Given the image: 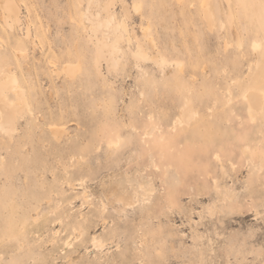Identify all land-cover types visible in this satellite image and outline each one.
Masks as SVG:
<instances>
[{
    "label": "rangeland",
    "instance_id": "374dc122",
    "mask_svg": "<svg viewBox=\"0 0 264 264\" xmlns=\"http://www.w3.org/2000/svg\"><path fill=\"white\" fill-rule=\"evenodd\" d=\"M7 1L0 264H264V0Z\"/></svg>",
    "mask_w": 264,
    "mask_h": 264
},
{
    "label": "bare ground",
    "instance_id": "6f19581e",
    "mask_svg": "<svg viewBox=\"0 0 264 264\" xmlns=\"http://www.w3.org/2000/svg\"><path fill=\"white\" fill-rule=\"evenodd\" d=\"M91 1L92 0H88V4H90L91 3ZM225 2L226 1H229V0H224ZM5 2H9V4L7 3V5H6V7H4V9H5V11L6 12H3V13H5V19H6V21H7V24L9 25V26H12V24H11V22H12V20H14V21H16V22H18L19 21V11H18V8L15 6V4L14 3H12V2H10V1H7V0H5ZM78 3H79V1H78ZM80 4V3H79ZM1 5V4H0ZM5 5V4H4ZM207 5V4H206ZM3 6V5H2ZM259 5H258V3H255V9H256V16H257V20H258V24H259V26H260V28L262 29V32L264 33V13L263 12H261L260 11V9H259V7H258ZM136 7V9H137V11H138V9L139 8H137V6H134V8ZM2 9V8H1ZM4 9H3V11H4ZM105 11L106 10H108V8L107 7H105V9H104ZM262 10V9H261ZM134 11H136V10H134ZM213 15V14H212ZM4 17V16H3ZM93 17L94 18H97L98 17V14H94L93 15ZM88 19V18H87ZM215 20V19H214ZM88 21V20H87ZM110 21H111V19L110 18H108V20H106V22H103V23H101V21H97V22H92V26H90V32H91V34H92V39H93V42H94V44H95V46H96V49H97V51H98V53H99V55L102 57L103 55H104V45L105 44H103V43H100V41H99V39L100 38H98V34H97V32L99 31V29H101L100 27L102 26V24L105 26V27H108V28H111L112 29V32H113V34H112V37H113V45H111L110 46V50H109V60L111 59V57H112V54H115L116 52H118V51H120L119 49H120V47H119V42L121 41V38H120V36H118V30H117V28L116 27H111V25H110ZM211 21H212V19H211ZM89 23V22H88ZM113 26V25H112ZM123 26V25H122ZM87 27V26H86ZM89 27V26H88ZM125 27V26H124ZM124 27H122V29L124 28ZM107 29V28H106ZM87 30V29H86ZM124 30V29H123ZM125 31H126V28H125ZM89 34V33H88ZM110 34V33H109ZM114 35V36H113ZM89 36H90V34H89ZM89 38V37H88ZM129 38V37H128ZM127 38V39H128ZM101 40V39H100ZM128 40H130V39H128ZM128 42V41H127ZM259 43H257V42H255L254 44H253V48H255V49H257V48H259ZM106 53V52H105ZM134 56H135V58H140V59H143V60H145V59H148V56L144 53V51L140 48V47H137V50L135 51V53L133 54ZM98 56V55H97ZM108 57V56H107ZM110 62V61H109ZM118 62V61H117ZM162 62L163 63H165V61H163L162 60ZM162 62H160L159 61V63H160V65L162 66H164V64L162 63ZM157 63H158V61H157ZM111 64V63H110ZM110 64H108V65H110ZM166 66V65H165ZM2 75V74H1ZM0 77H2V76H0ZM3 78V77H2ZM9 79H7V77L5 78V82L3 83L4 85L6 84V82H8V85L10 86H8L7 88H10V89H14V90H16V88L17 87H19V86H16L17 84V81L16 80H14L13 78H10V77H8ZM3 80V79H2ZM1 81V80H0ZM1 87V86H0ZM7 88H6V90H7ZM0 91H1V89H0ZM5 91V90H4ZM10 91V90H9ZM15 94V93H14ZM19 94V93H18ZM3 96V95H2ZM244 99H245V101H246V105H247V112H248V114L251 116L250 118H253L254 117V115H253V112L254 111H262V109H263V104H264V90L263 89H261L260 90V88L259 89H250V90H248L247 92H245L244 93ZM6 100V99H5ZM22 100V99H21ZM0 101L2 102V97H0ZM8 101V100H7ZM2 103H4V102H2ZM5 103H6V101H5ZM9 103V102H8ZM8 103H6V104H8ZM23 103V102H22ZM9 105V104H8ZM7 105V106H8ZM17 105H20V104H17ZM27 105V104H26ZM11 106H12V103H11ZM11 106H9V107H11ZM16 107V106H15ZM16 109V108H15ZM22 109V108H21ZM18 110V109H17ZM20 113V112H19ZM15 114V111L14 110H11V109H7V108H5V106L3 105V106H1L0 105V130L1 131H5V132H8L9 133V135H10V133L12 132L13 133V131L15 130V120H16V116L14 115ZM182 118V117H181ZM183 120H186L187 121V123H188V121L192 118V113L190 112V111H186L184 114H183ZM185 121V122H186ZM179 124V123H178ZM17 129V128H16ZM15 132H16V130H15ZM8 133L6 134V136L8 135ZM151 134V133H150ZM118 143H119V141H118ZM117 146V145H116ZM217 157V156H216ZM218 158V157H217ZM218 160V159H217ZM117 174V173H116ZM122 174V173H121ZM126 174V173H125ZM124 174V175H125ZM128 175V174H127ZM107 183V182H106ZM215 184H217L216 182H215ZM218 185V184H217ZM140 186V185H139ZM216 186V185H215ZM214 187V186H213ZM220 186H218V187H215V190H217L216 188H219ZM140 188V187H139ZM144 188V187H143ZM101 189V188H100ZM117 189V188H116ZM151 189V188H150ZM118 190V189H117ZM135 190V189H134ZM138 190V189H137ZM219 190V189H218ZM139 191V190H138ZM152 191V190H151ZM223 191L225 192H223L225 195H227V193L229 192H227L226 193V190H224V188H223ZM149 192V191H148ZM137 193V192H136ZM230 194V193H229ZM127 194H125V193H120V194H116V199H115V207H117L118 205L120 206V204H122V205H128V203H127V199H128V197L126 196ZM111 197H113V196H111ZM226 197H228V195L226 196ZM88 199V198H87ZM100 199V198H99ZM229 199V198H228ZM101 201V200H100ZM118 203V204H117ZM120 203V204H119ZM116 204H117V206H116ZM106 206V204L103 202V204H102V208H104ZM118 206V207H119ZM121 207H123V206H121ZM105 209V208H104ZM125 212V211H124ZM104 219V218H103ZM105 220V219H104ZM97 239V238H96ZM96 239L94 238V240L92 241V243L94 242L96 245H98V244H100L99 243V239H97V241H96ZM102 243V242H101ZM99 248V247H98ZM97 248V246H96V249H98Z\"/></svg>",
    "mask_w": 264,
    "mask_h": 264
}]
</instances>
